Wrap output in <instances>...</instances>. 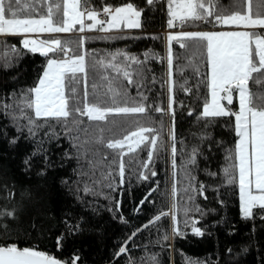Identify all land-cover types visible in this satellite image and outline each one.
<instances>
[{"label":"snow or ice","instance_id":"6c2138e0","mask_svg":"<svg viewBox=\"0 0 264 264\" xmlns=\"http://www.w3.org/2000/svg\"><path fill=\"white\" fill-rule=\"evenodd\" d=\"M155 3L146 0L141 7L134 0H105L102 5L91 0H0V37L4 38L0 41V68L5 74L0 84V142L6 155L19 156L21 175L18 180L0 168V264H88L75 241L85 232L99 231L91 217L104 210L124 225L125 234L117 238L103 264H120L121 260L124 264H167L155 246L174 248L168 243L170 238H187L189 232L209 237L219 225L230 234L238 231L236 221L227 218L237 188L239 216L252 221L249 240L241 243L239 250L228 245L225 252L217 251L207 259L186 258V264H244L242 258L250 253L253 243L258 251L253 264H264V243L252 239L257 235V219L264 227V34H258L264 33V0H231L227 8L220 0H166L167 24L172 30L166 34L167 80L161 84H168L167 108L149 105L151 90L144 87L152 71L150 57L162 59L157 53L146 49L141 56L117 48L96 55L92 50L89 60V50L83 47L89 39L87 31L93 29L103 33L100 38L104 40L136 38V33L124 29L142 28V14ZM200 23L212 29L233 27L175 30L177 24L183 28ZM74 29L81 34L75 48L71 40L52 35ZM9 37L18 43L10 42ZM173 41L192 49L190 60L199 53L204 64L203 73L198 66L194 72L204 80L208 95L202 110L188 108L189 115L196 114L201 121L190 144L184 137L177 142ZM29 52L40 54L43 61L27 84L21 82V72L15 68ZM180 71L183 73V67ZM79 74L84 77L82 95ZM155 79L153 73L152 82ZM101 84L106 89L103 92ZM133 86L135 95L129 91ZM182 89L192 91L186 82ZM237 96L238 109L233 103ZM151 109L170 113L169 139L162 137L163 120L157 121ZM226 116V127L235 118V143L226 149L224 165L214 172L208 164L216 137L209 128ZM169 146L170 191L166 172L165 190L159 193L164 199L150 219L132 224L120 211L122 199L113 193L122 197L121 186L130 185L133 175L137 180L157 176L152 164L160 158L159 150L167 153ZM126 154L138 165L131 172L127 171L132 165ZM70 160L76 162L71 174L61 172ZM200 171L206 173L207 180L199 178ZM209 189L221 207L200 202V197L210 199ZM159 190V181L149 186L133 210L141 211L146 201L155 206ZM101 198L107 203L101 204ZM212 214L218 219H209ZM166 218L171 221L170 230L162 225ZM152 227L157 230L154 239ZM143 231H149V239L143 246L137 245L134 238ZM65 249L70 254H65ZM133 249L139 255H134Z\"/></svg>","mask_w":264,"mask_h":264},{"label":"trees","instance_id":"16d2710c","mask_svg":"<svg viewBox=\"0 0 264 264\" xmlns=\"http://www.w3.org/2000/svg\"><path fill=\"white\" fill-rule=\"evenodd\" d=\"M105 0H91V3L94 5H102ZM111 3H120L124 0H108ZM136 4L141 7H145L146 0H134ZM220 3L226 8L230 5L231 0H220ZM161 6H165L164 10H161ZM142 28L138 29H124L125 32L136 33V38H119L115 40H104L100 37L103 33L93 29L87 31L89 39L85 42L84 48L89 50V60L92 57V50H96V55L104 53V50H115L117 48H127L128 51L136 53L138 55L143 54L147 50L154 51L162 59L156 58L155 56L150 57V64L152 66V71L147 75V83L144 86L151 91L148 92L150 97L149 105L155 103L164 108L168 107L167 102V87L166 83L161 84V81H166V42L162 37V28L164 23L167 20L166 14V0H156V3L153 7L146 10V14H142ZM212 27L211 25L199 24L196 25H184V30H205ZM114 31V30H113ZM117 31V30H115ZM143 33H148L150 35H143ZM264 34V33H258ZM80 33L75 29L68 34L58 35L62 40H71L72 45L75 48L78 45ZM3 37H0V41H3ZM12 43H18V41L13 38H8ZM173 49V63H174V85H173V95L174 101L173 105L176 112V133H177V142L180 143L179 138L184 137L190 144L193 140V133L199 128L201 121L197 120V115H189L188 108L192 107L194 109L202 110V105L204 98L208 95V89L204 80L201 76L195 74L194 69L198 66L201 73L204 72V64L201 62L200 54L197 53L195 60H190L189 57L192 55V49H185L176 41L172 42ZM83 51V48L81 49ZM43 61V57L40 54L27 53V55L21 57L20 64L15 68V71L21 72V82L30 84L35 75V68ZM183 67V73L180 71ZM155 73L156 79L155 82H152V74ZM81 78V83L79 85L81 95L84 91V77L83 74H79ZM5 80L4 70L0 68V84H3ZM93 82V75L90 70L88 78V89L91 98V83ZM97 82H99V75H97ZM182 82H186L188 87L192 89L191 92H184L182 89ZM251 84V82H250ZM255 87H259L258 85ZM105 86L100 85V91H105ZM129 91L135 95L136 88L130 87ZM3 97V91L0 89V98ZM103 98V97H101ZM183 101V105H181ZM234 105L238 109V100L237 97L234 98ZM153 117L159 121L163 120L164 128L161 130V135L164 139H169L168 130L171 124L170 113H157L154 109H151ZM86 119V118H85ZM228 120V117H224L220 120L219 123L213 124L209 131L213 133L216 137V148L214 154L211 157V160L208 164V167L212 171H219L220 168L225 163L226 149L230 146L234 147L236 133L234 131V116L229 121V126H225L224 121ZM158 126V125H157ZM14 131V129H13ZM91 131V129H90ZM222 141V143H219ZM23 145V141H21ZM67 141H65L64 147H67ZM142 156L146 157V152L141 153ZM160 158L155 159L152 166L157 171V176L151 177L150 180H137L136 176L131 177V184L122 185L124 188L123 196L119 192H114L113 195L117 199H122V208L120 211L128 218L132 224L139 225L145 222L147 219H150L151 214L155 211V207L159 206V201L164 199L160 196V191H164V181L166 179L170 191L171 185V157H170V146L167 153L163 149L159 150ZM132 166L127 169L131 172L133 168L138 167L135 160H129L128 155L125 157ZM167 161V164L165 163ZM177 161L181 162V155L177 153ZM75 160H70L69 163L63 168L60 169L61 172L65 174H71L72 167L75 166ZM19 156L15 158L11 153L7 155L4 153V144L0 142V168H6L10 176H15L18 180L21 179L20 170H19ZM205 164L203 158L201 157L200 168L203 169ZM222 175V174H221ZM199 178L201 180H207L208 177L206 173L200 171ZM160 182V190L155 194V199L157 204L154 206L152 203L146 201L145 204L141 205V211L137 212L133 209L136 205L139 204L140 199L147 193L149 186H154L157 182ZM34 182V181H33ZM58 187V184H57ZM59 195V193H58ZM210 199L205 201L203 197H200V202L206 207H221L216 199L213 198V192L211 189L208 191ZM62 199V197H61ZM151 199V197H150ZM234 203H230L228 206L227 218L229 220L236 221V228L238 231L236 233H228L223 225H219L214 230V234L209 237L200 238L193 236L191 232L188 233L187 238L177 237L175 241L171 238L168 243L174 244V248H165L160 249L158 245L155 246V250L160 251L162 258L167 264H186V258L196 259H207L211 254L219 252H225L228 245L238 249V246L241 243L247 242L249 240V233L252 227V221L247 222L243 221L239 216V197H238V188L236 189V195L232 197ZM166 204H170V199L165 200ZM107 201L101 198V204H105ZM221 215H225L222 211ZM181 219L183 217L181 216ZM209 219H218L215 214H212ZM91 223L96 225L99 228V231L85 232L83 235L77 238L75 241L76 245L81 248L84 257L88 260V264H103L105 258L109 257L113 249L114 243L118 237H122L124 232V225L119 221L113 219L112 213L104 210L99 215L91 217ZM170 219L166 218L162 221L163 227L169 228ZM197 223H201L198 221ZM257 225V235L252 237L253 240L264 243V227L261 226V221L256 220ZM170 230V228H169ZM151 237L154 239L157 234L155 227L150 229ZM149 239V231H143L142 234H138L134 238L137 245L143 246L144 242ZM44 247V244H41ZM131 246V242H130ZM150 247H152L150 245ZM57 255H60V250H54ZM134 255H139L137 249H133ZM65 254L68 253L65 249ZM226 258V257H225ZM244 264H253L255 260L258 259L257 243H253L250 247V253L242 258ZM120 264H124V261L121 260Z\"/></svg>","mask_w":264,"mask_h":264},{"label":"built area","instance_id":"2783aa9c","mask_svg":"<svg viewBox=\"0 0 264 264\" xmlns=\"http://www.w3.org/2000/svg\"><path fill=\"white\" fill-rule=\"evenodd\" d=\"M200 24H204V23H200ZM183 27H184V26H183ZM183 29H184V28H181V26H180L179 24H177V25L175 26V30H176V31H180V30H183ZM171 30H172V28H170V27L168 26V24H167V20H166L165 23H164V27L162 28V32H161L164 41H166V34H167L169 31H171ZM205 30H213V29H212V27H210V28L205 29Z\"/></svg>","mask_w":264,"mask_h":264},{"label":"rangeland","instance_id":"374dc122","mask_svg":"<svg viewBox=\"0 0 264 264\" xmlns=\"http://www.w3.org/2000/svg\"><path fill=\"white\" fill-rule=\"evenodd\" d=\"M231 27H233V26H224L223 29L218 27L216 30H225V29H228V28H231ZM185 31H188V30H185ZM68 33H70V32H68ZM68 33H58V34H52V35L58 36L59 34L62 35V34H68ZM165 42H166V44H165L166 45V71H167V41H165ZM166 80H167V73H166ZM166 87H167V91H168V84L167 83H166ZM168 98H169V92H168V95H167V102H168ZM237 100H238V96H237ZM224 102H227V101H224Z\"/></svg>","mask_w":264,"mask_h":264},{"label":"crops","instance_id":"0c3cea01","mask_svg":"<svg viewBox=\"0 0 264 264\" xmlns=\"http://www.w3.org/2000/svg\"><path fill=\"white\" fill-rule=\"evenodd\" d=\"M127 30H129V29H127ZM60 35V34H59ZM224 103H227V102H224ZM238 105H239V102H238ZM235 119V118H234Z\"/></svg>","mask_w":264,"mask_h":264},{"label":"bare ground","instance_id":"6f19581e","mask_svg":"<svg viewBox=\"0 0 264 264\" xmlns=\"http://www.w3.org/2000/svg\"><path fill=\"white\" fill-rule=\"evenodd\" d=\"M213 30H216V29H213Z\"/></svg>","mask_w":264,"mask_h":264}]
</instances>
